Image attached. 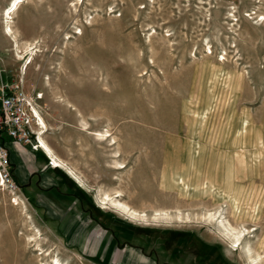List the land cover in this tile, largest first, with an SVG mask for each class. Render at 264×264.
I'll return each mask as SVG.
<instances>
[{
	"label": "rangeland",
	"instance_id": "rangeland-1",
	"mask_svg": "<svg viewBox=\"0 0 264 264\" xmlns=\"http://www.w3.org/2000/svg\"><path fill=\"white\" fill-rule=\"evenodd\" d=\"M11 24L38 51L22 69L0 15L1 80L86 185L44 163L81 240L36 175L0 186V264H264V0H24ZM116 189L133 215L100 206Z\"/></svg>",
	"mask_w": 264,
	"mask_h": 264
},
{
	"label": "built area",
	"instance_id": "built-area-1",
	"mask_svg": "<svg viewBox=\"0 0 264 264\" xmlns=\"http://www.w3.org/2000/svg\"><path fill=\"white\" fill-rule=\"evenodd\" d=\"M1 78L0 70V186L13 190L18 185L13 176L8 143L43 151L38 137L43 136L46 125L37 105L41 94L27 96L19 82H3ZM46 158L48 165L55 166L50 156Z\"/></svg>",
	"mask_w": 264,
	"mask_h": 264
},
{
	"label": "crops",
	"instance_id": "crops-1",
	"mask_svg": "<svg viewBox=\"0 0 264 264\" xmlns=\"http://www.w3.org/2000/svg\"><path fill=\"white\" fill-rule=\"evenodd\" d=\"M8 148L15 180L18 181L20 185H27L26 187L29 189L32 187V177L36 175L38 180L41 181L44 193L47 192L46 196L38 198L41 188L36 187V189L39 190L34 193V200L37 201L36 203H46L44 206L52 212V215H57L58 213L60 216H71V219L67 221L68 225H66L65 233L70 239L75 238V240H81V233H83L82 228L77 220L78 218L73 214L75 203H77L76 197L72 195L71 190H67L61 178H58L54 167L44 164L47 161L46 155L48 154H46L44 150V152L40 149L33 150L29 147H23L11 142L8 143ZM37 151H39L38 154L36 153ZM54 153L73 170H77V165L73 160L70 161L69 158L61 152L55 151ZM40 158L42 159L41 161L45 162H40ZM49 170H52L53 173L49 172Z\"/></svg>",
	"mask_w": 264,
	"mask_h": 264
},
{
	"label": "bare ground",
	"instance_id": "bare-ground-1",
	"mask_svg": "<svg viewBox=\"0 0 264 264\" xmlns=\"http://www.w3.org/2000/svg\"><path fill=\"white\" fill-rule=\"evenodd\" d=\"M23 1L24 0H9L7 6H5L1 10V13H0V15H1V24H2V33L7 36L8 40H9V43H10V46H11L10 49L13 51L15 58L18 59V60H22V59H24V57H26L25 61L23 62V65L21 67L22 69H24L27 66V64L31 61V59L33 58V55L36 54L35 51H38V49L35 48L36 44H34V41L33 42H25L22 46H20L19 37H18L20 35L19 31L16 28H14L12 26V24H11L12 23V19H13V15L16 13V11L18 10V7L22 4ZM40 98H41V96H40ZM83 125H85V123ZM105 131H104V133H105ZM104 133L97 132V134L100 135V136H103ZM106 135L109 136L110 134L106 133ZM38 138H39L40 146L42 147V149L45 151L46 154H48L51 157L52 164L57 166V167L62 168L78 184H80L82 186H85L86 184H85L84 180L71 167H69L64 161H62L54 153V151L49 146L47 141H45L42 136H39ZM117 164H118V162H117ZM121 166L123 167L122 164H119V167H121ZM120 191L121 190H117L116 189L114 191V195L113 196H110L107 192H102L101 193L102 194L101 197L98 198L99 199L98 202L101 204L100 206L102 208H107L108 204L109 205L111 204L114 207H116L118 212H123L124 214L129 213V214L133 215L134 214V210H131V208H129L128 205L125 202H123L122 200L118 199V196L121 194ZM14 197H15V199H18V203H19V201H22L19 196L18 197L14 196ZM120 197H122V196H120ZM135 212H136V210H135ZM229 228H230V226H229ZM233 229H234V227H233ZM240 235H241V231H238V232H236L234 234L236 240L240 238ZM51 264H63V263L58 258L53 257Z\"/></svg>",
	"mask_w": 264,
	"mask_h": 264
},
{
	"label": "trees",
	"instance_id": "trees-1",
	"mask_svg": "<svg viewBox=\"0 0 264 264\" xmlns=\"http://www.w3.org/2000/svg\"><path fill=\"white\" fill-rule=\"evenodd\" d=\"M167 232H169V231H167ZM176 235H180V233H175ZM183 234V233H182ZM181 234V235H182ZM174 240H175V237L172 239V244L171 245H169L170 247L172 246V248H173V246H176V245H181L182 244V238H178L177 239V241H176V243H174ZM196 256H197V258H198V260L200 261V260H204V256H203V254L200 252V251H198L197 253H196Z\"/></svg>",
	"mask_w": 264,
	"mask_h": 264
}]
</instances>
